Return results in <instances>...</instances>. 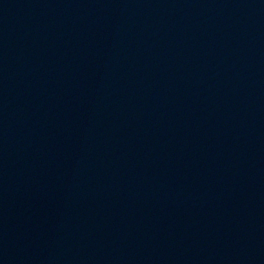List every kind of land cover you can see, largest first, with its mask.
I'll return each instance as SVG.
<instances>
[{
  "label": "water",
  "instance_id": "95a60500",
  "mask_svg": "<svg viewBox=\"0 0 264 264\" xmlns=\"http://www.w3.org/2000/svg\"><path fill=\"white\" fill-rule=\"evenodd\" d=\"M0 264H264L148 139L52 0H0Z\"/></svg>",
  "mask_w": 264,
  "mask_h": 264
}]
</instances>
